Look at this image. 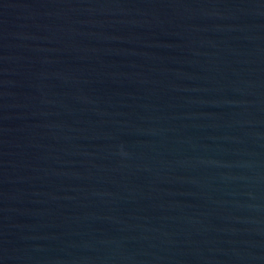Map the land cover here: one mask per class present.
<instances>
[{
    "label": "water",
    "instance_id": "95a60500",
    "mask_svg": "<svg viewBox=\"0 0 264 264\" xmlns=\"http://www.w3.org/2000/svg\"><path fill=\"white\" fill-rule=\"evenodd\" d=\"M0 264H264V0H0Z\"/></svg>",
    "mask_w": 264,
    "mask_h": 264
}]
</instances>
